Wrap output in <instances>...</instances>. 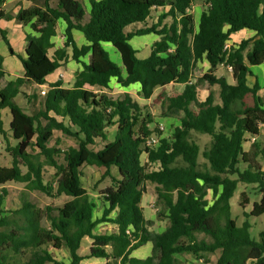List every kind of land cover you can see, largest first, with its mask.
Segmentation results:
<instances>
[{
	"label": "trees",
	"instance_id": "16d2710c",
	"mask_svg": "<svg viewBox=\"0 0 264 264\" xmlns=\"http://www.w3.org/2000/svg\"><path fill=\"white\" fill-rule=\"evenodd\" d=\"M30 1L31 7L13 16L18 23L30 22L39 33L25 34L24 56H19L23 76L5 80L0 55V137L11 156L10 166H0V264H78L83 258L105 259L104 264H183L176 255L188 253L197 259L217 250L215 264H264V231L257 240L251 238L250 223L237 225L229 203L238 182L255 184L260 199L245 216L264 213V143L256 138L258 125L264 124V85L255 69L264 62V0H202L205 8L196 25L190 13L195 0H88L87 18L80 0H55L54 6L50 0ZM159 7L164 10L151 25L125 32L126 26L145 21ZM10 17L0 8V19ZM57 20L65 24V41L51 59L47 49ZM74 29L87 44L77 46ZM243 29L254 31L253 37L224 48L230 35ZM151 33L159 38L149 55L140 58L130 40ZM0 36L14 54L1 29ZM102 42L117 50L121 65ZM85 55L88 60L81 63L71 88L60 81L48 84L43 109L27 114L14 102L24 82L44 84L59 60L78 61ZM203 58L209 69L193 77L195 63ZM220 65L231 66L232 83L216 74ZM112 78L123 87L139 83V95L145 99L158 87L184 84L179 93L160 95L162 115L177 117L180 124L162 136L147 105L126 92L113 97L102 91L110 88ZM213 85L218 86L219 102L210 89ZM200 87L208 88L202 101L197 96ZM3 108L11 114L8 136ZM112 126L115 135L109 141ZM55 130L74 138L76 146L63 149L60 138L50 144ZM153 134L160 136L158 145L146 147ZM197 134L209 137L203 148ZM97 140L104 144L94 149ZM245 142L250 143L247 149ZM83 165L104 167L96 183L110 178L99 192V217L81 182ZM45 166L54 169L49 181L44 179ZM8 182L69 199L61 206L39 207L25 195L18 207L5 210L3 186ZM148 182L154 185L156 216L166 219L161 232L151 230L153 221L143 214ZM241 197L244 202L246 194ZM103 222L116 225L117 231L95 232ZM83 237L92 239L85 257L78 253ZM146 243L152 245L148 256L131 255ZM61 249L69 262L55 257Z\"/></svg>",
	"mask_w": 264,
	"mask_h": 264
},
{
	"label": "crops",
	"instance_id": "0c3cea01",
	"mask_svg": "<svg viewBox=\"0 0 264 264\" xmlns=\"http://www.w3.org/2000/svg\"><path fill=\"white\" fill-rule=\"evenodd\" d=\"M32 5H33V2L30 0H4V2L0 5L1 9H3L6 13H9L11 15V17L8 19L7 18L0 19V29L4 31L5 37L8 40V42H9V44L13 50V53H14V54H12L11 52H9L8 46L6 45V43L2 40V38L0 36V38L2 40L1 41L2 44L0 43V55L3 56V68L6 72L5 80H14L17 77L23 76L24 70H23L21 61L19 59V56H24L25 34L29 33V34H34L36 36L39 35L38 32L34 31L31 28L30 22H28L26 24L18 23L15 20V18L13 17L20 8H29ZM50 5L54 6L55 0H50ZM200 6H201L200 7L201 10L197 11L195 9L196 6L193 5L192 9H191L192 11L190 12L193 19H194L195 25L197 24V22L199 20V16H200L202 10L205 8L204 5H200ZM163 10L164 9L161 7L153 8L150 12V15L145 19V21L135 22L133 24H138V23L141 24V26L138 28L149 26V25H151L152 22H154L156 20L157 15L160 12H162ZM193 12H197V14H194ZM85 16H86V18L88 17L87 14ZM34 20L35 19H33L32 21H34ZM128 27H129V25L125 27V29H124L125 32L135 31L136 29H138V28H133L131 30H128ZM64 29H65L64 22L62 20H57L53 26L54 34L50 37L51 47H49L47 49V54L49 57H51V59H53V57H54V52L57 49L63 47L64 41H65ZM233 34H235L236 36H241V37L244 36L243 38L247 39V38L253 37L254 31L243 29V30L238 31V32L233 33ZM72 35H73V39H74L75 43L77 44V46L87 44L83 34L79 30H76V29L72 30ZM153 35L155 37L149 39L148 41L143 42L142 44H138L137 46L134 47L137 50V56L138 57L144 58L147 55H149L150 50H151V44L159 38V36H157L155 34H153ZM228 41H229V43L231 42L230 39ZM102 46L108 53L116 54L115 53L116 49L111 45V43L102 42ZM67 53L70 56L71 51L68 50ZM87 60H88V55H85L84 57H80L78 61L71 59L70 57L66 58L65 60H59L58 66L56 67V69L52 73L48 74L45 77V83L44 84L40 85V84L34 83L32 81H26L21 85L20 92L16 95V96H21V98H19V102L21 104L20 105L17 103L16 104L18 106H20L27 114H34L37 111L43 109L44 96L40 93V91L42 89L46 90L48 88V84L54 83L57 81H60L61 86L64 88H71L73 86L74 81H75L76 72L82 68L81 63L87 62ZM113 61H116L117 64L121 65L120 55L119 56L116 55L115 60H113ZM118 61H120V62H118ZM220 66H223V65H220ZM197 67H201L203 69L202 73H205L209 69V63L204 58L197 61L195 63V66H194L193 77L195 76L194 74L196 72ZM255 69H256L257 75H259V73H261V72L264 73V62L261 65H259L258 67H256ZM217 70H218V68H217ZM199 76H201V75H199ZM195 77H198V75ZM232 82H230V83H232ZM112 84L116 85V87L118 88V92L116 93L117 94L116 96H114L112 93L108 92L111 96L117 97L120 94L126 92L135 101H137L139 104L148 105V106H149V102H151V100H153L155 98V96L158 92H159L158 95L163 93V91H165L169 86L174 85V86H176V88H177V86H179L178 91L176 93H179L180 91H182V89L184 87V84H181V83H170V84H167L163 87L156 88L154 90V92L152 93V95L149 98L145 99L139 95L140 85L137 82L132 83L126 87H123V86L119 85L114 78H112L110 81V85H112ZM85 87L88 89H93L94 91H101V90H98V88H94V87H91L88 85H86ZM102 91H105V88L102 89ZM176 93H174V94H176ZM207 94H208V92H207ZM207 94L205 95V97L207 96ZM165 95H173V94L168 93ZM197 96H198V94H197ZM205 97H204V99H205ZM204 99H202V100H204ZM202 100L199 99V101H202ZM216 102H219V101H216ZM27 103H31V104L36 103V104H40V106L34 112H29L25 109V105ZM151 113L154 115V119H155L157 124L158 123H160V124L164 123L162 120H164V121L168 120V122H170V125L173 123L172 127L170 128V131L173 127L180 124V120L177 117L163 116L162 113L160 114V116H157L152 111H151ZM112 127H114V129H115V126H112ZM109 129H108V133H109ZM114 135H115V133H114ZM56 138H59V137H56ZM113 138H114V136H113ZM244 148L247 149L245 145H244ZM95 149H99V148H95ZM0 187H2V186H0ZM143 198H144V195H143ZM143 198H142V201H143ZM142 201H141V206L143 208V214H144L145 218L153 221V225L150 227V229L155 231V232H161L162 230H164V228L166 227V224H165L164 228H162L161 230H158V229L155 230L154 224H156L157 221H164V220L166 221V219H163V220L158 219L156 216V212H154L155 209H154L153 205H150V204L145 205L147 203L146 200H144L143 204H142ZM149 207H150V209H149ZM101 209H102V205H101ZM113 215H114V212L111 214V216H113ZM99 216H100V214L95 215V217H99ZM155 220H157V221H155ZM94 231L97 233H107L108 234V233L116 232L117 226L114 224H111V223L103 222V223H99L96 226ZM91 242H92V239L89 237H83L82 238L79 249H78V253L81 256L85 257V255L88 253ZM151 248H152L151 243H146V244L142 245L141 247L137 248L136 250H134L131 253V255L138 257V258H145L146 256H148L150 254ZM215 252H218L217 255H219L218 250ZM186 254H188V253H186ZM67 256H68V254H67ZM176 256L178 257V259L180 261L184 262V258L181 257V254H178ZM217 257H216V259H217ZM58 260L67 263V262H69V256L66 260H64V259H58ZM197 260L203 261L204 255L201 258H197L196 261ZM104 263H105V259H101V258H83L78 264H104ZM48 264H51V263H48ZM186 264H190V263L187 261Z\"/></svg>",
	"mask_w": 264,
	"mask_h": 264
},
{
	"label": "rangeland",
	"instance_id": "374dc122",
	"mask_svg": "<svg viewBox=\"0 0 264 264\" xmlns=\"http://www.w3.org/2000/svg\"><path fill=\"white\" fill-rule=\"evenodd\" d=\"M81 3L83 4L85 11H86V14L88 15L89 14L88 0H81ZM194 5L196 6L195 9L197 11L201 10L200 5H203L202 0H195ZM193 13L197 14V12H193ZM140 26H141V24H139V23L138 24H131V25H129L128 30H131L133 28H138ZM153 37H155L153 34L137 35V36H134L130 40V42L135 47L138 44H142L143 42L148 41L149 39H151ZM243 37L244 36H242V37L236 36L235 34L230 35V40H231L230 44L231 43H238L240 40L244 39ZM1 41L2 40L0 38V43L2 44ZM115 53L116 54L109 53L110 58L112 60H115L116 55L119 56V53L116 50H115ZM118 62H120V61H118ZM202 70L203 69L201 67H197L194 75L195 76L202 75L203 74ZM216 74L218 76L224 75V76H226V78L230 82L233 81L232 76H231V72L228 71L225 66H219ZM259 78H260L261 84L264 85V73L263 72L259 73ZM178 87L179 86H177V88H176V86L171 85L165 91H163V93L174 94L178 91ZM210 89L213 91V93L215 95V100L219 101L218 86L214 85L213 87H210ZM105 91L110 92L114 96H116L117 95L116 93L118 92V88L116 87L115 84H112V85H110V88L105 89ZM207 92H208V88L200 87L198 89V98L200 100L204 99ZM158 93L156 94L155 98L153 100H151V102H149V106L148 105L147 106H148L150 111H152L157 116H160L163 109L161 106V101H162V98H160L161 94L158 95ZM262 94L264 96V87L262 89ZM19 98H21V96H16L14 98V102L20 105L21 103L19 102ZM39 106H40V104L27 103L25 105V109L29 112H34L37 108H39ZM192 106H193V104H192ZM1 120L3 123V130H4L5 134L8 136L9 135V123L11 120V114H10L9 108H3L1 110ZM162 121L164 123H161V124L166 126V131L163 135H168V132H170V128L172 127L173 123L170 125V122H168V120H165V121L162 120ZM158 124H160V123H158ZM258 127L260 128V132L258 135H256V138L259 142L264 143V124H259ZM114 133H115V129H114V127H111L109 129V133H108V139L109 140L113 139ZM56 137L60 138V140H61L60 146L63 149L67 148L68 146H76V140L74 138L69 137L65 134H62L60 131H57V130L54 131V137L51 140L50 144H52L54 142ZM195 139L199 142L201 148H203L206 144H208V141H209V137L205 134H203V135L197 134V135H195ZM247 139H249L248 136H247ZM12 141H11V143L14 144V141L13 142ZM103 144H104L103 141L97 140V142L94 144L93 148L94 149L100 148L101 146H103ZM249 144H250L249 142H245L244 145L246 146V148H248ZM5 146H6V141L4 142V138L2 135L0 137V166H10L11 165V156L6 152ZM144 158H145V154H143L141 156L142 160H144ZM58 160L61 162L62 158L60 157V158H58ZM199 160H201V157ZM261 164H263V162H261ZM241 168H243L242 165H241ZM263 168H264V164H263ZM81 171H82V177H81L82 185L87 190V193L90 196L91 200L96 203L97 207L94 211V214L98 215L101 212V200L99 198L100 197L99 192L110 184V178L106 177L101 182L96 183V181L100 178L101 174L104 172V167L83 165L81 167ZM53 172H54L53 168H51L49 166H45L44 171H43L44 179L46 181L51 180ZM111 173L114 176H117V172H116L115 167H111ZM231 178H236V175H232ZM4 189H6V191H7V195L5 196L3 203H2V208H4L5 210H12V209L18 207L20 205L21 198L25 195H26V197L28 196L29 199L39 207H44L47 204L54 205V206H61L67 199H69L67 196H64V195L52 198V197L46 196V195H44L40 192H37V191L29 192L25 188V185L23 183H17V182H8L7 184L4 185ZM1 190H2V187H0V193H1ZM243 192L246 194L244 202H243V199L241 197V194ZM259 199H260V193L255 188V184H245L242 182H238L237 187L233 193V196L229 200L231 218L236 221L237 225H241L242 222L248 221L251 225V227L249 229L250 236H251V238H253L255 240L258 239L259 233L264 231V213L258 217L245 216V213H249L253 207L254 202L259 201ZM144 200H146V202H147L146 204L144 203L145 205L150 204V205H153V207H156V195H155L154 185L152 183L148 182L146 184V192L144 194L143 201ZM143 201H142V204H143ZM149 209H150V207H149ZM154 212H156V211H154ZM160 220H163V218ZM155 221H157V220H155ZM165 224H166L165 220L164 221H157V223L154 224V226H155L154 229L155 230H157V229L161 230L162 228H164ZM202 236H203L202 234L198 235L199 238ZM207 239L210 240V238H208V237H207ZM54 254H55V257L57 259L66 260L68 258L67 252L63 249L59 250V251H55ZM217 254H218V252H214L212 254H209V253L205 254L204 259L207 258V261H205V260H203V261L197 260L196 261V258L193 257L192 255H189V254H181V257L184 258L183 264H186L187 261L190 264H215L216 257L218 256Z\"/></svg>",
	"mask_w": 264,
	"mask_h": 264
},
{
	"label": "built area",
	"instance_id": "2783aa9c",
	"mask_svg": "<svg viewBox=\"0 0 264 264\" xmlns=\"http://www.w3.org/2000/svg\"><path fill=\"white\" fill-rule=\"evenodd\" d=\"M229 45H230L229 41H226V43H225V45H224V48H228ZM225 67H226V69H227L228 71L231 72V70H232L231 66H229V65H225ZM45 92H46L45 89H42V90L40 91V93H41L42 95H44ZM158 128H159L160 133H161L162 136H167V135H163V134L165 133V131H166V126H165V125H163V124H158ZM168 134H169V132H168ZM159 138H160L159 135H155V134H153V135H151L150 137H148V138L146 139V141H145L144 144H145L146 147L153 148V147H155L156 145H158V143H159Z\"/></svg>",
	"mask_w": 264,
	"mask_h": 264
}]
</instances>
